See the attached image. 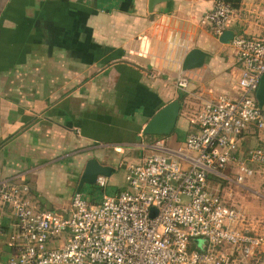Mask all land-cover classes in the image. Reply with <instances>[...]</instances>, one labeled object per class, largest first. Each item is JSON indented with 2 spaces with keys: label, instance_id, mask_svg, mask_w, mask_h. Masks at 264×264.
<instances>
[{
  "label": "crops",
  "instance_id": "1",
  "mask_svg": "<svg viewBox=\"0 0 264 264\" xmlns=\"http://www.w3.org/2000/svg\"><path fill=\"white\" fill-rule=\"evenodd\" d=\"M216 1L164 0L149 12L148 0H0V181L26 184L38 211L68 210L64 203L89 159L125 174L128 164L151 155L147 146L157 137L142 130L175 100L176 125L160 138L170 149L180 146L197 130L195 116L205 104L219 94L238 97L244 65L231 51L232 38L263 34L264 0H240L224 30L233 37L223 44L224 32L217 36L200 23ZM192 49L209 57L183 71ZM247 133L236 156L246 157L240 146ZM238 162L225 169L227 177H235ZM256 182L252 176L230 183L229 191L221 178L208 179L227 205L243 210L246 224L239 227L264 236V195ZM15 233L12 211L0 205V259L3 247L10 257Z\"/></svg>",
  "mask_w": 264,
  "mask_h": 264
},
{
  "label": "built area",
  "instance_id": "2",
  "mask_svg": "<svg viewBox=\"0 0 264 264\" xmlns=\"http://www.w3.org/2000/svg\"><path fill=\"white\" fill-rule=\"evenodd\" d=\"M233 13L229 3L217 0L200 23L220 36ZM229 46L244 65L238 97L219 94L205 104L195 116L197 130L175 149L155 138L147 146L151 155L125 167L118 194L88 203L74 193L68 210L38 211L26 184L0 181V205L16 221L11 255L2 264H249V258L263 264L256 254L264 236L241 229L243 210L227 205L208 184L211 175L238 185L251 178L254 172L244 164H237L232 179L224 171L237 159L241 136L264 131V110L256 100L264 75V28L260 39L234 36ZM177 86L186 90V80L178 78ZM249 156L264 165L262 150ZM106 183L96 179L101 189ZM199 239L207 243L202 251L190 247Z\"/></svg>",
  "mask_w": 264,
  "mask_h": 264
},
{
  "label": "water",
  "instance_id": "3",
  "mask_svg": "<svg viewBox=\"0 0 264 264\" xmlns=\"http://www.w3.org/2000/svg\"><path fill=\"white\" fill-rule=\"evenodd\" d=\"M163 1L164 0H148L149 12H152L153 7ZM232 37L233 32L226 31L220 37V41L223 44H228L229 39H231ZM208 57V54L198 49H192L186 54L183 60L182 70L187 71L201 68L205 63L206 58ZM256 100L258 107L264 110V75L261 77L258 89L256 91ZM180 110L181 104L179 103V101L175 100L173 102H170L169 104L161 108L158 112H156V114H154V116L143 128L142 134L153 137H165L170 135L176 125ZM113 172L114 168L101 165L96 159H89L84 166L81 176L79 177L76 193H80L84 185L94 186L98 177H104L106 179L109 178ZM153 212H155L154 209H152V215ZM196 241H192L190 247L196 250H200ZM203 242L204 245L200 251L204 250V248L206 247V241Z\"/></svg>",
  "mask_w": 264,
  "mask_h": 264
},
{
  "label": "rangeland",
  "instance_id": "4",
  "mask_svg": "<svg viewBox=\"0 0 264 264\" xmlns=\"http://www.w3.org/2000/svg\"><path fill=\"white\" fill-rule=\"evenodd\" d=\"M187 113H189V110H187ZM243 143L240 146L241 153H244L246 150L248 151L246 153V157L244 156H236L237 160L239 161V164H244L245 166H249L252 168L254 175L253 178L255 179L257 184V190L264 195V165L253 163L249 159V153L254 151L255 149H260L264 152V131H254V129H249V132L245 135V138L243 139ZM237 154V153H236ZM246 158V159H245ZM124 182V172L120 169L114 172L109 178H107L106 187L104 189L99 188L96 184L94 186L90 185H84L80 191L81 197L84 201L88 203H98L100 202L105 195L107 196H113L115 195L117 189L121 187L122 183ZM223 187L227 188L229 191L232 190L231 184L227 181L222 180ZM245 182V180H244ZM225 190V192H228V190ZM69 202L64 203V208L68 209L70 207ZM198 248L201 250L203 248L204 242L203 240L199 239L196 241ZM2 247V246H1ZM1 249V248H0ZM5 247H3V253L2 257L4 259H0V262H4L5 257Z\"/></svg>",
  "mask_w": 264,
  "mask_h": 264
},
{
  "label": "trees",
  "instance_id": "5",
  "mask_svg": "<svg viewBox=\"0 0 264 264\" xmlns=\"http://www.w3.org/2000/svg\"><path fill=\"white\" fill-rule=\"evenodd\" d=\"M220 1H224L226 3H229L231 5L232 8H236L238 6V4L240 3V0H220ZM180 100V98H179ZM124 188H122L121 190L117 189L116 194H118L120 191H122Z\"/></svg>",
  "mask_w": 264,
  "mask_h": 264
}]
</instances>
